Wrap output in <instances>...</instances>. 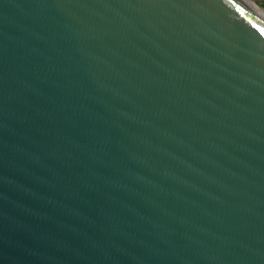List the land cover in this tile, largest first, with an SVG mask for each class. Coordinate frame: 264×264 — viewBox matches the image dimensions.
Masks as SVG:
<instances>
[{"label":"water","instance_id":"1","mask_svg":"<svg viewBox=\"0 0 264 264\" xmlns=\"http://www.w3.org/2000/svg\"><path fill=\"white\" fill-rule=\"evenodd\" d=\"M0 264H264V23L0 0Z\"/></svg>","mask_w":264,"mask_h":264},{"label":"bare ground","instance_id":"2","mask_svg":"<svg viewBox=\"0 0 264 264\" xmlns=\"http://www.w3.org/2000/svg\"><path fill=\"white\" fill-rule=\"evenodd\" d=\"M254 15L264 23V11L259 9L253 0H240Z\"/></svg>","mask_w":264,"mask_h":264},{"label":"rangeland","instance_id":"3","mask_svg":"<svg viewBox=\"0 0 264 264\" xmlns=\"http://www.w3.org/2000/svg\"><path fill=\"white\" fill-rule=\"evenodd\" d=\"M253 1L255 2L254 4H255L259 9H261V10L264 11V8L261 7V6L259 5V3H258L260 0H253Z\"/></svg>","mask_w":264,"mask_h":264},{"label":"trees","instance_id":"4","mask_svg":"<svg viewBox=\"0 0 264 264\" xmlns=\"http://www.w3.org/2000/svg\"><path fill=\"white\" fill-rule=\"evenodd\" d=\"M258 3H259V5H260L261 7L264 8V0H260Z\"/></svg>","mask_w":264,"mask_h":264}]
</instances>
